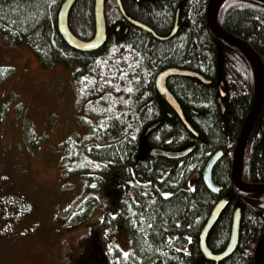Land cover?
<instances>
[{
    "label": "trees",
    "instance_id": "obj_1",
    "mask_svg": "<svg viewBox=\"0 0 264 264\" xmlns=\"http://www.w3.org/2000/svg\"><path fill=\"white\" fill-rule=\"evenodd\" d=\"M119 1L126 16L151 32L131 25L116 0H104L106 40L95 51L81 52L58 32L63 0H0V33L11 43L24 42L44 69L77 64L71 74L76 116L88 131L65 142L63 170L81 174L88 183L109 182L115 201L104 212L103 225L123 222L130 238L143 233L157 250L154 264H214L202 255L199 235L215 204L227 197L206 245L212 253L224 250L240 208L237 246L218 264H253L264 232V194L238 191L231 179L234 146L253 96L248 58L210 32L208 0ZM94 4L75 0L69 9L68 27L80 39L94 35ZM176 14V33L159 40L172 30ZM216 20L248 43L264 67L263 2L223 0ZM172 67L208 81L179 75L166 79L189 127L155 87L158 73ZM152 149L181 154L155 155ZM218 151L222 156L211 171L219 188L214 194L202 174ZM242 179L264 184V100L245 145ZM98 254L85 252L80 264H99Z\"/></svg>",
    "mask_w": 264,
    "mask_h": 264
},
{
    "label": "rangeland",
    "instance_id": "obj_2",
    "mask_svg": "<svg viewBox=\"0 0 264 264\" xmlns=\"http://www.w3.org/2000/svg\"><path fill=\"white\" fill-rule=\"evenodd\" d=\"M76 66L44 69L0 33V264H80L88 239L99 264H154L143 233L103 225L115 201L109 182L63 170L65 142L88 131L76 116Z\"/></svg>",
    "mask_w": 264,
    "mask_h": 264
},
{
    "label": "water",
    "instance_id": "obj_3",
    "mask_svg": "<svg viewBox=\"0 0 264 264\" xmlns=\"http://www.w3.org/2000/svg\"><path fill=\"white\" fill-rule=\"evenodd\" d=\"M75 0H63L58 16H57V28L58 32L61 35L64 42L71 48L81 51V52H92L104 44L106 40V22L104 16V0H95L94 4V20H95V32L93 37L88 40H83L76 37L68 27V12L72 4ZM138 1V0H137ZM223 0H208L206 5L205 11V19L208 25L210 32L221 41L232 45L233 47L240 50L249 60L252 70H253V77H254V88H253V96L252 101L250 104V108L248 113L243 121V124L240 128L239 134L236 139V143L233 150L232 156V167H231V179L233 186L235 189L245 193H256V194H264V184L260 183H248L243 181L242 179V170H243V156H244V149L246 142L248 140L250 131L260 113L263 100H264V67L260 57L257 53L250 47L248 43H246L241 38L230 34L226 30H224L216 20V14L219 7V4ZM264 3V0H258ZM117 6L121 14L126 18V20L132 24L133 26L140 27L147 32H151V30L146 27L145 25L130 19L128 16L125 15L120 1L116 0ZM176 25L174 26L173 30L167 37H157L159 40L170 38L176 32ZM193 76L196 78L202 79L198 74L194 72H190L187 70H179L177 68H167L158 73L155 78V87L158 91L159 95L164 99V101L169 105L171 109L179 116V118L185 123L187 127L188 124L184 119L183 112L177 100L173 97V95L169 92L166 87V79L169 76ZM208 82V81H204ZM222 95V93H221ZM151 152L155 155H162V156H178L181 152H167L164 150L159 149H152ZM222 152L218 151L217 153L213 154L207 161L203 174L202 179L206 188L214 193H218V186H216L212 179H211V171L216 164V162L221 158ZM229 202V198L222 197L213 207L211 213L201 230L199 235V248L202 255L209 261L214 262V264H218L219 261L228 257L236 248L238 243V233H239V222H240V208H236L229 241L224 248L223 251L219 253H212L206 245V237L212 226L215 224L217 219L219 218L222 211L225 209ZM253 264H264V232L259 237L254 254H253Z\"/></svg>",
    "mask_w": 264,
    "mask_h": 264
},
{
    "label": "flooded vegetation",
    "instance_id": "obj_4",
    "mask_svg": "<svg viewBox=\"0 0 264 264\" xmlns=\"http://www.w3.org/2000/svg\"><path fill=\"white\" fill-rule=\"evenodd\" d=\"M216 16H217V14H216ZM131 25H132V24H131ZM175 25H176V27H177V28H176V31H177V29H178V24H177V14H176V17H175V22H174V26H175ZM174 26H173V28H174ZM173 28H172V30H173ZM172 30H171V31H172ZM171 31H170V33H171ZM170 33H169V34H170ZM175 33H176V32H175ZM175 33H174V34H175ZM169 34H168V35H169ZM168 35H167V36H168ZM167 36H165V37H167ZM162 38H164V37H162ZM172 68H173V67H172ZM177 69H178V68H177ZM179 70H184V69H179ZM169 77H170V76H169ZM181 110H182V109H181ZM182 112H183V111H182ZM183 115H184V114H183ZM221 152H222V151H221ZM92 240H93V241H92ZM92 240L88 239V245H89V246H87L85 249H84V247H83V251H84V253H85V252H87V253H91V251L93 252V249L97 250L96 247H95V244H94L95 241H94V239H92ZM92 248H93V249H92Z\"/></svg>",
    "mask_w": 264,
    "mask_h": 264
}]
</instances>
